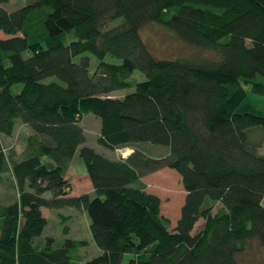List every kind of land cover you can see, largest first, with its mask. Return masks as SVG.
I'll list each match as a JSON object with an SVG mask.
<instances>
[{"label":"trees","instance_id":"1","mask_svg":"<svg viewBox=\"0 0 264 264\" xmlns=\"http://www.w3.org/2000/svg\"><path fill=\"white\" fill-rule=\"evenodd\" d=\"M10 1L0 0V137L16 122L31 134L19 157L0 140V178L9 173L18 194L0 204V264H120L129 253L127 264H238L248 242L264 249V118L236 113L248 91L264 96V0H35L9 13ZM152 25L212 59H158L140 35ZM88 54L95 71L87 57L72 61ZM122 90L133 92L110 96ZM91 114L97 144L131 156L81 146ZM257 130L263 141H253ZM146 143L167 152L150 156L138 147ZM76 153L92 195L67 197ZM164 168L186 192L171 231L141 181ZM41 208L85 211L100 255L83 262L80 240L36 244Z\"/></svg>","mask_w":264,"mask_h":264},{"label":"rangeland","instance_id":"2","mask_svg":"<svg viewBox=\"0 0 264 264\" xmlns=\"http://www.w3.org/2000/svg\"><path fill=\"white\" fill-rule=\"evenodd\" d=\"M35 0H12L8 5H4L3 8L7 10V12L11 13L13 11L18 10L22 6L26 4H30ZM140 35L143 37L146 46H148L152 55L157 57L160 60H174L175 59H185V57H203L212 59V54L210 53H200L199 51H194L187 46L182 45L178 41H176L170 32L162 30L159 27L154 25L144 27ZM5 38L2 34L0 35V39ZM83 57H87L90 60V71H95L98 65V61L93 57L88 55L77 56L73 58L72 61L78 64ZM105 62L107 64H115L120 65L121 61L112 57H106ZM132 77L137 79L138 82H143V77L141 76L139 71H134ZM46 81H57L55 78L46 79ZM45 81V82H46ZM21 86L17 85L14 88V92H19ZM133 90H122L119 92L111 93L112 97L122 98L127 94H131ZM246 99L241 103L239 108L236 110V113H255L264 115V106L259 105L258 102L253 100V97H259L257 95L251 94L249 91L247 92ZM257 111V112H256ZM259 115V114H258ZM262 117V116H261ZM264 118V117H263ZM16 129L11 137H3L2 145L6 152L11 153L13 149L23 150L26 136L31 134L29 128H23L20 122H16ZM83 134L85 136V142L81 146H86L89 148H93L97 153H104V155L111 158H122L128 150H132L131 148H125L122 150H115L114 152L105 151L97 144V139L99 137V129L100 124L98 118H96L93 114L85 116L80 123ZM257 134L252 137L253 141H263L262 134L259 130H257ZM139 149L149 154L150 156L157 157L163 156L167 152V149L161 146H153L151 144H139ZM11 149V150H10ZM133 152V150H132ZM261 153L264 152V148L260 150ZM82 161L78 157L76 153L73 156V161L71 164V169L77 174L80 170L77 167L81 168ZM77 170V171H75ZM11 176L9 173L3 175L0 178V195L3 198H10L8 194L10 188L12 187V193L14 195V201L17 200L18 194L16 193V189L13 187V183L11 182ZM74 181V180H73ZM145 191L158 197L160 199V215L163 218H166L169 223V231L173 230L176 225V222L179 219L181 206L184 202L186 192L184 191L183 186L181 185V178L177 173L172 169H161L156 173L148 174L146 177L141 179ZM74 184H76L74 182ZM69 185V184H68ZM70 186V185H69ZM78 186L80 190H84V184L79 182ZM4 191V192H1ZM68 193V192H67ZM8 195V196H7ZM44 198L49 199V195H44ZM44 217L47 221V226L42 231V236L36 240V244H47V239H52L54 246H61L65 239H70L72 241L80 240L85 243L82 247H79L77 250V254L81 257L83 262L86 260H91L93 258H97L99 256V250L96 248L94 243L91 241V235L89 233V221L85 211H77L75 209L64 208L63 210H52L48 209L43 210ZM69 216L70 220H67L65 223H61L59 216ZM202 226V221L199 220L194 226L193 233L199 231ZM64 227L67 228V234H63ZM246 250L237 255L238 264H264V249L258 245L256 241L248 242L246 246ZM132 255L125 254L121 259L120 264H127Z\"/></svg>","mask_w":264,"mask_h":264},{"label":"crops","instance_id":"3","mask_svg":"<svg viewBox=\"0 0 264 264\" xmlns=\"http://www.w3.org/2000/svg\"><path fill=\"white\" fill-rule=\"evenodd\" d=\"M253 100H255L256 102H258V104L259 105H262V106H264V96L263 97H253ZM251 112V111H250ZM257 112V111H256ZM258 114H259V116H262V117H264V115L263 114H260L259 112H257ZM17 124V123H16ZM23 126V125H22ZM16 127V126H15ZM23 128H28V127H23ZM28 136V135H27ZM27 136L25 137L26 139H27ZM3 139V137H0V140H2ZM5 138V137H4ZM26 141V140H25ZM25 145L26 144H24V147H23V150H19V149H13L14 150V155H13V157H19V155L21 154V153H23V151L25 150L24 148H25ZM11 150V149H10ZM127 151H128V153H126L125 155H124V157H120V158H111V157H108V156H106V155H104V153H97L96 151V153L97 154H99V155H101V156H105V157H107L108 159H110V160H119V159H123V160H125L127 157H129V156H131V154H132V150L130 151V150H128V149H126ZM12 151V150H11ZM105 151H107V150H105ZM73 158V157H72ZM72 161H73V159L71 160V162H70V165H69V170L67 171V173H66V175H65V177H64V180H66L67 182H68V184L70 185L69 186V189H67V192H68V195H67V197H79V196H83V194H89V195H92L93 194V192H94V189H92V185H91V182H90V179H88V176H87V174H86V169L84 168V165H83V162H82V165H81V168H79V167H77L78 168V170H80L79 171V173H75L72 169H71V164H72ZM75 171H77V170H75ZM74 180V181H73ZM74 182L76 183V184H74ZM79 182L81 183V184H84V190L82 191V190H80V187L78 186V184H79ZM9 188H10V190H9V192L8 193H10V194H8L9 196H10V198L8 197V198H3V197H1V195H0V204H2V205H4V206H8L10 203H13L14 202V195H13V193H12V187L9 185ZM1 192H4V191H1ZM7 195V196H8ZM262 204H263V206H264V199L262 200ZM45 208H41V210H40V213H42V215H43V217H44V213H43V210H44ZM45 218V217H44ZM46 219V218H45Z\"/></svg>","mask_w":264,"mask_h":264}]
</instances>
